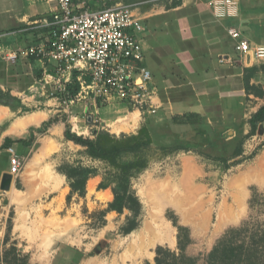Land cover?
Here are the masks:
<instances>
[{
  "label": "rangeland",
  "instance_id": "rangeland-1",
  "mask_svg": "<svg viewBox=\"0 0 264 264\" xmlns=\"http://www.w3.org/2000/svg\"><path fill=\"white\" fill-rule=\"evenodd\" d=\"M73 1L75 9L80 11L83 7L106 9L107 2L112 4L109 7H113L129 0ZM136 1L144 3L140 8L141 14L156 17L163 15L177 0ZM46 2L53 4L49 0H0V33H6L0 37V45L16 48L47 40V32L34 28L32 24L40 18L39 13L49 9ZM24 14L35 16L21 23L18 18ZM150 23L151 20L142 22V35ZM27 27L29 29L25 32H18ZM148 54L144 53L146 60L149 59ZM4 64L6 67L11 65ZM24 69L32 78L36 72L42 71L31 85L34 86L33 91L37 89L36 92L30 91L31 86L25 91H21L17 84L11 86V94L24 101L27 113L46 112L65 128L68 125L72 133L86 138H94L100 130L117 137L121 134L137 135L139 129L146 126L153 145L140 153L121 158V162L138 159L146 162L144 169L134 171L130 177L131 188L138 196L142 210L137 229L125 235L122 228L130 217L128 210L122 214L108 212L102 216L113 199L111 187L117 173L114 167L90 158L83 147L68 143L64 137L57 138V130L52 129L36 133L28 150L19 144L10 147L21 165L19 172L12 176L10 189L3 191L2 177L10 169L11 154L9 148H1L3 143L0 142V258L6 250H14L11 256L27 257L30 264H154L157 246L178 251L177 230L173 226V220H176L190 233L191 244L186 255L195 258L197 264H206L207 255L229 230L239 229L249 221L264 225V133L258 134L260 124L255 135L243 141V154L236 160L249 157L255 151L256 155L226 169L221 161L199 154V147L188 152L163 150L161 147L172 144V141L168 142L162 131L156 136L157 131L150 128L149 117L145 114L140 125H136V112L130 117H126L127 114L113 117L107 125L101 120V113H94V106H99L98 100L94 105L89 99L74 104L51 101L47 98L51 90L48 86L42 87V65L35 62L26 64ZM263 74L261 71L255 76L258 78ZM262 83L257 85L264 88V80ZM70 92L67 99L74 96ZM241 101L247 105L246 111L236 117V124H232L237 127L238 137L249 132L248 120L264 99L249 101L242 98ZM13 113L21 117L26 112ZM228 119L225 118L226 123ZM231 121L233 123L234 120ZM4 128L5 125L0 126V141ZM199 143L205 145L207 141ZM230 149L228 145L222 151L221 142L213 141L202 151L222 152L225 156ZM227 159L232 162L229 156ZM65 165L96 169V175L86 183L84 197L74 195L67 200L70 188L65 176L57 171ZM100 184L107 188L100 189ZM163 236L164 239H159ZM135 240L142 242V251L133 248ZM98 245L100 251H96Z\"/></svg>",
  "mask_w": 264,
  "mask_h": 264
},
{
  "label": "crops",
  "instance_id": "crops-1",
  "mask_svg": "<svg viewBox=\"0 0 264 264\" xmlns=\"http://www.w3.org/2000/svg\"><path fill=\"white\" fill-rule=\"evenodd\" d=\"M211 1L181 0L179 6H170L163 15L156 17L144 16L141 7L135 11L141 25L152 21L145 35L141 33L139 38L144 53L149 52V59H145L144 64L152 74L158 109L155 115H145L149 117L150 128L157 131L156 136L162 131L165 139L172 141V144H165L167 146L180 143L202 149L213 141H220L224 146L237 136V127L232 124H236V117L247 107L241 99L259 100L245 94L243 71L259 67L264 62L237 53L235 41L227 30L235 28L240 31L252 47L264 46V0H233L236 4L234 14L224 17L214 14ZM46 3L49 9L39 13L41 18L55 9L54 4ZM32 16L35 15L24 14L18 20L22 23ZM263 80L264 74L258 78L255 76L250 79V84L257 85ZM262 105L264 103L258 108ZM93 109L95 114H102L100 118L107 125L113 117L120 118L125 114L130 117L135 112L136 125H140L142 116H145L119 103L99 102V106ZM49 118L48 113L41 111L26 112L18 117L8 107L0 106V126L5 125L0 142L4 144L6 138L27 140L29 129L40 127ZM173 118L177 119L172 121ZM225 118H229L228 123ZM52 129L57 130V138L64 137L65 127L61 122L53 124L47 131ZM203 141L207 143L201 145L199 142ZM19 145L26 150L31 147Z\"/></svg>",
  "mask_w": 264,
  "mask_h": 264
},
{
  "label": "built area",
  "instance_id": "built-area-1",
  "mask_svg": "<svg viewBox=\"0 0 264 264\" xmlns=\"http://www.w3.org/2000/svg\"><path fill=\"white\" fill-rule=\"evenodd\" d=\"M49 2L55 7L50 17L32 23L34 28L47 32V40L16 48L0 45V59L14 64L20 59L34 58L42 65V87L51 90L47 96L51 101L74 104L79 100H98L103 104L119 103L143 115H155L157 91L144 64V48L139 38L143 28L135 13L143 1L101 10L83 7L80 11L72 0ZM210 5L217 17H224L234 14L236 4L233 0H213ZM227 32L235 41L237 53L264 62V46L252 47L235 28ZM72 83L79 90L67 99ZM33 88L30 91L36 92ZM8 152L11 154L8 173L14 176L21 161L13 148Z\"/></svg>",
  "mask_w": 264,
  "mask_h": 264
},
{
  "label": "trees",
  "instance_id": "trees-1",
  "mask_svg": "<svg viewBox=\"0 0 264 264\" xmlns=\"http://www.w3.org/2000/svg\"><path fill=\"white\" fill-rule=\"evenodd\" d=\"M72 2H74L72 0ZM140 1L129 0L126 4H132ZM180 0L173 3L172 6H179ZM108 8L111 3H108ZM50 17V15H46ZM41 18V17H40ZM6 33H0L3 35ZM7 44V41L5 42ZM8 46V45H5ZM34 58L20 59L14 64L6 65L0 59V106L8 107L13 112H27V107L21 100L11 94L13 90L11 86L18 85L21 91H25L32 85L33 80L39 78L42 71L36 72L35 77H30L29 73L25 71L26 64H35ZM259 71L264 72V64L259 67H251L244 69L243 87L246 95H253L259 99H264L263 87L256 84H250V79L255 77ZM75 84V83H74ZM68 87L71 95H75L79 90L78 85ZM4 89H3V88ZM172 121L175 118L171 119ZM58 119L50 118L43 122L38 128L29 129V138L27 140H11L6 138L2 149H7L13 143L30 146L34 141V133H45L53 124L57 123ZM264 122V105L260 106L248 120L250 130L247 134L238 137L236 136L232 142L226 143L222 146V151L228 145L231 146L230 152L225 156L217 149V152L204 153L202 149L198 152L206 158H212L221 161L225 168L240 164L243 160L252 159L256 155V151L251 153L249 157L239 158L243 154V141L255 135L257 126ZM64 138L84 148L85 153L92 159L103 161L117 170L114 185L111 187L113 199L108 204L107 210L102 212V216L108 212H116L122 214L124 210L130 212V217L127 219L126 225L122 228V232L128 235L135 231L139 225V217L142 210L141 202L138 196L131 188L130 177L134 171L144 169L146 162L142 159L121 162V158L128 154H137L143 150L149 149L153 145V140L149 135L147 127H141L137 135L126 136L121 134L117 137L110 134L106 130L98 131L94 138H86L78 136L71 132L68 125L64 131ZM212 144V142L210 143ZM209 144V145H210ZM163 150L169 149L170 151H194L193 147L177 143L171 147L162 146ZM232 160L228 162L227 157ZM59 173L65 176L70 194L67 197L69 200L72 196L77 195L84 197L85 187L87 181L96 175V169L84 166H62L57 169ZM107 188L105 185L100 184V189ZM173 226L177 230L176 244L177 252L171 251L169 248L157 246L155 249L154 264H197L195 258L186 255V249L191 244L189 230L177 224L173 220ZM6 244V242H5ZM64 248V247H62ZM61 248V249H62ZM14 250H6L0 258V264H30L27 257L18 258L16 254H12ZM11 256V257H10ZM206 264H264V225H258L253 222H246L239 229L229 230L224 236L216 243L210 253L207 255Z\"/></svg>",
  "mask_w": 264,
  "mask_h": 264
},
{
  "label": "water",
  "instance_id": "water-1",
  "mask_svg": "<svg viewBox=\"0 0 264 264\" xmlns=\"http://www.w3.org/2000/svg\"><path fill=\"white\" fill-rule=\"evenodd\" d=\"M264 133V122L259 125V132L258 134H263ZM11 182H12V176L9 173H4L2 177V182H1V188L3 191H8L11 187ZM101 247L98 245L96 247V251H100Z\"/></svg>",
  "mask_w": 264,
  "mask_h": 264
},
{
  "label": "bare ground",
  "instance_id": "bare-ground-1",
  "mask_svg": "<svg viewBox=\"0 0 264 264\" xmlns=\"http://www.w3.org/2000/svg\"><path fill=\"white\" fill-rule=\"evenodd\" d=\"M164 238H165V237L163 236V237H160L159 239H164ZM156 239H157V238H155L154 240H156ZM159 239H158V240H159ZM154 240H153V241H154ZM153 241H152V242H153ZM132 246H133V248H134L135 250H136V249H137V250H141V249H142V242H141L140 240H135V241L133 242V245H132ZM142 250H143V249H142ZM142 250H141V251H142ZM45 256H46V255H45Z\"/></svg>",
  "mask_w": 264,
  "mask_h": 264
}]
</instances>
